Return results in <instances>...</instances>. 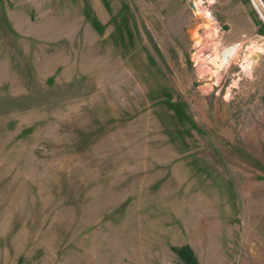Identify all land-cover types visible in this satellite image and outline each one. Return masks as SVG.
Segmentation results:
<instances>
[{"label": "rangeland", "instance_id": "obj_1", "mask_svg": "<svg viewBox=\"0 0 264 264\" xmlns=\"http://www.w3.org/2000/svg\"><path fill=\"white\" fill-rule=\"evenodd\" d=\"M193 1L0 0V264H264V0Z\"/></svg>", "mask_w": 264, "mask_h": 264}, {"label": "bare ground", "instance_id": "obj_2", "mask_svg": "<svg viewBox=\"0 0 264 264\" xmlns=\"http://www.w3.org/2000/svg\"><path fill=\"white\" fill-rule=\"evenodd\" d=\"M200 0H194L193 3L198 6L200 5ZM194 5V6H195ZM218 47V46H217ZM221 51V50H220ZM230 54L229 53V49H225L221 52V54H218V52H216V58L213 59L214 62L218 63V65H223L224 63L228 62L229 58H230ZM205 69V68H203Z\"/></svg>", "mask_w": 264, "mask_h": 264}]
</instances>
